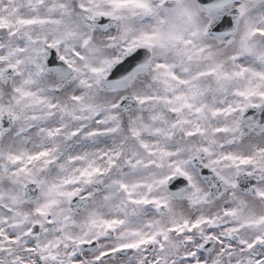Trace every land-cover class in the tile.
<instances>
[{"label": "snow or ice", "instance_id": "snow-or-ice-1", "mask_svg": "<svg viewBox=\"0 0 264 264\" xmlns=\"http://www.w3.org/2000/svg\"><path fill=\"white\" fill-rule=\"evenodd\" d=\"M0 264H264V0H0Z\"/></svg>", "mask_w": 264, "mask_h": 264}]
</instances>
